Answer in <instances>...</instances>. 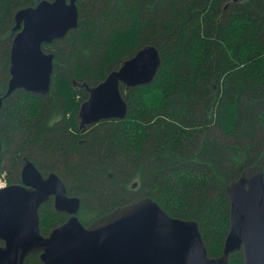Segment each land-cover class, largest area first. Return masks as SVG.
<instances>
[{
	"label": "trees",
	"instance_id": "trees-1",
	"mask_svg": "<svg viewBox=\"0 0 264 264\" xmlns=\"http://www.w3.org/2000/svg\"><path fill=\"white\" fill-rule=\"evenodd\" d=\"M38 1L0 0V96L14 14ZM76 3L78 27L43 45L54 54L50 92L18 89L4 99L0 139L8 167L0 173L16 184L21 155L45 175L57 173L79 197L84 225L150 197L171 216L196 219L208 255L219 256L229 227L228 183L250 165L264 172V0ZM149 44L161 63L149 84L120 85L125 117L79 128L88 95L80 85L98 84ZM66 219L49 200L39 208L44 235ZM24 264L41 263L31 254ZM229 264H244L241 250Z\"/></svg>",
	"mask_w": 264,
	"mask_h": 264
},
{
	"label": "water",
	"instance_id": "water-1",
	"mask_svg": "<svg viewBox=\"0 0 264 264\" xmlns=\"http://www.w3.org/2000/svg\"><path fill=\"white\" fill-rule=\"evenodd\" d=\"M76 0H39L14 14L17 30L9 53V80L3 101L16 89L46 95L52 87L54 54L44 44L78 27ZM161 63L156 46L145 45L110 71L98 84L83 82L88 95L78 108L81 129L106 119H121L126 89L149 84ZM79 86V84H78ZM2 142L0 139V163ZM136 182L133 183V186ZM229 227L219 256H209L196 219L167 214L150 197L117 206L84 225L77 217L80 199L68 195L55 172L41 174L22 161L21 183L0 190V264H24L37 254L41 264H229L241 250L244 264H264V172L259 164L245 167L227 185ZM53 200L67 219L42 234L39 208Z\"/></svg>",
	"mask_w": 264,
	"mask_h": 264
},
{
	"label": "flooded vegetation",
	"instance_id": "flooded-vegetation-1",
	"mask_svg": "<svg viewBox=\"0 0 264 264\" xmlns=\"http://www.w3.org/2000/svg\"><path fill=\"white\" fill-rule=\"evenodd\" d=\"M16 32H17V30H15V34H16ZM52 43V42H51ZM50 43V44H51ZM47 45H49V44H47ZM50 52H52V51H50ZM53 53V52H52ZM80 86H82V85H80ZM85 89V88H84ZM16 90H18V89H16ZM14 92V91H13ZM87 92V91H86ZM11 95V94H10ZM9 95V96H10ZM3 104H4V101H3ZM3 104H2V106H1V108L3 107ZM1 108H0V110H1ZM27 159V160H29L31 163H33V165L38 169V167L34 164V162L32 161V160H30L26 155H21L20 156V162L17 164V166H16V169H15V172H14V174H15V177L18 179V181H17V183L19 184V183H21V171H22V161H23V159ZM4 166V168L6 169L8 166L6 165V162H2V159H1V163H0V166ZM14 171V170H13ZM38 171L40 172V173H42L43 175H45V173H43V172H41L39 169H38ZM6 173V172H5ZM14 174H12L11 172H10V175H13L14 176ZM47 175V174H46ZM13 180V178L11 179V181ZM64 182V181H63ZM65 183V182H64ZM9 184V183H8ZM66 190H67V187H66ZM67 194L68 195H70L69 193H68V191H67ZM49 201H51L52 202V204H53V200H52V198H50L49 199ZM57 212H60V211H57ZM65 214H67L66 212H64ZM67 216H68V214H67Z\"/></svg>",
	"mask_w": 264,
	"mask_h": 264
},
{
	"label": "built area",
	"instance_id": "built-area-1",
	"mask_svg": "<svg viewBox=\"0 0 264 264\" xmlns=\"http://www.w3.org/2000/svg\"><path fill=\"white\" fill-rule=\"evenodd\" d=\"M8 185L7 178L5 176V172L0 173V190Z\"/></svg>",
	"mask_w": 264,
	"mask_h": 264
}]
</instances>
